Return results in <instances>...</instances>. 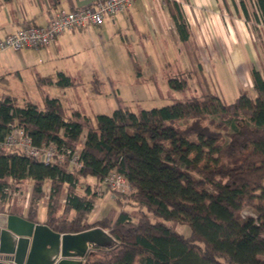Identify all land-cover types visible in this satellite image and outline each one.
<instances>
[{
	"label": "trees",
	"instance_id": "1",
	"mask_svg": "<svg viewBox=\"0 0 264 264\" xmlns=\"http://www.w3.org/2000/svg\"><path fill=\"white\" fill-rule=\"evenodd\" d=\"M240 3L255 28L264 24V0H254L252 10L248 0ZM173 15L189 44L199 95L140 111L125 104L92 118L79 109L70 112L49 93L20 104L16 95L0 92V140L22 126L37 146L54 141L80 150L77 164L69 157L45 163L0 145V212H18L7 208L5 186L31 185L28 219L60 232L102 226L118 242L92 246L85 264H264V61L250 70L253 92L224 102L210 86L181 13L173 9ZM179 74L169 81L184 90L191 72ZM37 81L41 87L78 83L64 71L55 78L38 74ZM111 171L123 174L132 189H111L104 182ZM47 186L50 203L41 219ZM109 190L121 207L91 220L98 195ZM246 206L255 215L243 217ZM169 220L189 224L191 233L178 232Z\"/></svg>",
	"mask_w": 264,
	"mask_h": 264
},
{
	"label": "crops",
	"instance_id": "2",
	"mask_svg": "<svg viewBox=\"0 0 264 264\" xmlns=\"http://www.w3.org/2000/svg\"><path fill=\"white\" fill-rule=\"evenodd\" d=\"M95 1L0 0V38L22 26L45 25L60 10L84 7ZM171 1L176 2L177 6L171 8L165 0H133L125 11L107 15L101 24H88L67 30L39 49L25 48L34 49L40 55L43 62L38 74L54 78L59 71L72 76L70 71L80 70L78 62L85 61L86 55L92 53V48L105 52L111 41L123 44L127 41L130 45L132 40V42L144 44L149 48L163 43L166 48L168 41L174 40L175 44H182L185 47L184 52L187 56L185 61L190 62L187 48L189 44L180 37L173 15L174 9L181 13L190 38L198 48V53L204 62V72L205 62L230 61L232 68H237L233 72L234 77L238 79L240 92H253L250 70L253 66L261 68L264 61V24L257 23L258 26L255 28V25L246 19L240 0ZM250 2L251 7L254 8V0ZM70 59L73 64L68 63ZM154 69L150 71H156ZM168 70L165 71L167 76L170 74ZM171 70L178 74L184 73L183 67L180 68L175 64H172ZM121 105L122 103L118 107ZM6 212L26 217L25 213L9 210Z\"/></svg>",
	"mask_w": 264,
	"mask_h": 264
},
{
	"label": "rangeland",
	"instance_id": "3",
	"mask_svg": "<svg viewBox=\"0 0 264 264\" xmlns=\"http://www.w3.org/2000/svg\"><path fill=\"white\" fill-rule=\"evenodd\" d=\"M248 2V5H251L250 0ZM249 8L253 9L251 6ZM168 42L170 44L168 43L166 48L160 42L149 48L132 40L130 45L127 41L124 44L111 41L105 52L92 48V53L86 55L87 59L78 62L80 70L70 71L72 78L78 83L67 87L57 85L41 87L37 81L38 71L42 69L43 62L40 55L34 49L24 48L16 51L7 48L0 51V92L17 95L20 104L29 99L42 101L43 96L49 93L51 96L59 97L70 112L79 109L92 118L98 112L111 113L121 103L128 104L134 111H140L142 108L161 106L176 99L201 94L196 75L192 71V63L185 61L187 57L185 47L182 44H175L174 40ZM68 63L73 64L72 59L68 60ZM172 64L183 67L184 74L191 72L186 89L180 90L171 86L169 78L180 75L171 70ZM205 66V75L211 88L224 102L232 101L240 93L238 79L234 77L233 72L237 68L233 69L230 61H210L205 62ZM152 68L156 71H150ZM166 70L168 74L170 72L169 76L165 75ZM104 188L105 185L100 187L103 191ZM18 189H21L20 195L8 202L7 208L12 207L19 213H25L31 202L32 186ZM45 189L48 195L40 200L39 218L46 216V209L50 203L51 188L47 186ZM27 193L30 196L28 207L25 208ZM66 194L63 192L59 197L60 202H65ZM112 207L121 206L112 197L110 190L101 191L96 206L90 213V219L102 217ZM250 214L255 215L249 206L241 211L243 217ZM167 223L184 235H189L192 231L191 226L184 222L169 220Z\"/></svg>",
	"mask_w": 264,
	"mask_h": 264
},
{
	"label": "built area",
	"instance_id": "4",
	"mask_svg": "<svg viewBox=\"0 0 264 264\" xmlns=\"http://www.w3.org/2000/svg\"><path fill=\"white\" fill-rule=\"evenodd\" d=\"M132 2L133 0H96L93 4L84 7L72 10H60L45 25L31 24L22 26L0 38V51L7 48L19 50L25 47L39 49L55 40L57 36L67 30L83 27L88 24L103 23L107 15L125 11ZM0 145L20 148L45 163L62 161L66 157H69L71 163L77 164L80 158V150H73L71 147L64 144L60 145L54 141L42 146L35 145L32 137L22 126L13 127L5 139L0 140ZM104 182L111 189L118 192H128L132 189L126 177L117 171L109 172L104 178ZM20 190L5 186L3 191L6 201L10 202L16 196H19ZM27 196L25 207H28L30 194L27 193Z\"/></svg>",
	"mask_w": 264,
	"mask_h": 264
},
{
	"label": "water",
	"instance_id": "5",
	"mask_svg": "<svg viewBox=\"0 0 264 264\" xmlns=\"http://www.w3.org/2000/svg\"><path fill=\"white\" fill-rule=\"evenodd\" d=\"M117 242L102 226L60 232L47 223L0 212V264H85L92 246L111 248Z\"/></svg>",
	"mask_w": 264,
	"mask_h": 264
}]
</instances>
